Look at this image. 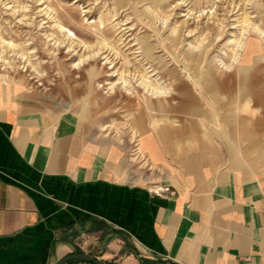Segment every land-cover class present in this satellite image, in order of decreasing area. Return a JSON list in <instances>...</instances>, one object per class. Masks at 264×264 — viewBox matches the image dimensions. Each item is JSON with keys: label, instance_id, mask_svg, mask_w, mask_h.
<instances>
[{"label": "crops", "instance_id": "0c3cea01", "mask_svg": "<svg viewBox=\"0 0 264 264\" xmlns=\"http://www.w3.org/2000/svg\"><path fill=\"white\" fill-rule=\"evenodd\" d=\"M245 85L238 112L249 109L244 96L264 112L261 88ZM3 100L0 264H56L77 252L104 264H264V114L229 122L236 144L225 115L219 137L192 110L176 108L195 118L175 123L172 108L152 100V111L133 114L123 144L90 137L83 110ZM132 143L160 170L155 181L132 174L143 161L126 154ZM244 145L261 168L238 155Z\"/></svg>", "mask_w": 264, "mask_h": 264}, {"label": "rangeland", "instance_id": "374dc122", "mask_svg": "<svg viewBox=\"0 0 264 264\" xmlns=\"http://www.w3.org/2000/svg\"><path fill=\"white\" fill-rule=\"evenodd\" d=\"M239 82L264 93V0H0L1 100L83 110L84 130L101 142L125 144L133 114L163 100L175 123L196 117L219 137L225 115L237 144L229 122L264 114L249 96L240 101L249 109L238 112ZM135 144L125 151L140 161ZM235 150L263 166L255 148ZM132 170L151 182L161 174L144 159Z\"/></svg>", "mask_w": 264, "mask_h": 264}, {"label": "water", "instance_id": "95a60500", "mask_svg": "<svg viewBox=\"0 0 264 264\" xmlns=\"http://www.w3.org/2000/svg\"><path fill=\"white\" fill-rule=\"evenodd\" d=\"M72 260H83V261L92 262L94 264H104L102 260L96 257H92L82 252L66 255L62 257L61 259H59L56 264H66L67 262L72 261Z\"/></svg>", "mask_w": 264, "mask_h": 264}, {"label": "bare ground", "instance_id": "6f19581e", "mask_svg": "<svg viewBox=\"0 0 264 264\" xmlns=\"http://www.w3.org/2000/svg\"><path fill=\"white\" fill-rule=\"evenodd\" d=\"M144 89H146V91L149 90V88H147L146 86H145ZM148 92H150V91H148ZM151 93H152V95H155V96L166 95V91L165 92H161V91H159V89H153L151 91Z\"/></svg>", "mask_w": 264, "mask_h": 264}, {"label": "trees", "instance_id": "16d2710c", "mask_svg": "<svg viewBox=\"0 0 264 264\" xmlns=\"http://www.w3.org/2000/svg\"><path fill=\"white\" fill-rule=\"evenodd\" d=\"M74 261H80V260H72V261H69L68 263H66V264H69V263H71V262H74ZM81 261H83V260H81ZM87 262H89V261H87ZM90 264H94V263H92V262H89Z\"/></svg>", "mask_w": 264, "mask_h": 264}]
</instances>
